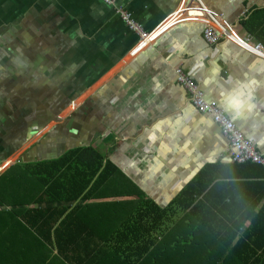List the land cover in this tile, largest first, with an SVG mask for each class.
Wrapping results in <instances>:
<instances>
[{"label":"crops","instance_id":"crops-1","mask_svg":"<svg viewBox=\"0 0 264 264\" xmlns=\"http://www.w3.org/2000/svg\"><path fill=\"white\" fill-rule=\"evenodd\" d=\"M113 1L0 0V264H264V166L174 73L264 155V59L208 44L188 0ZM201 1L264 50V0Z\"/></svg>","mask_w":264,"mask_h":264},{"label":"built area","instance_id":"built-area-1","mask_svg":"<svg viewBox=\"0 0 264 264\" xmlns=\"http://www.w3.org/2000/svg\"><path fill=\"white\" fill-rule=\"evenodd\" d=\"M107 4H114L113 0H105ZM190 11L203 13L209 24L205 28L204 38L211 46H215L219 40H229L240 48L255 55L258 58L264 59V50L259 45H251V39L247 38L245 42H239L233 36L232 27L225 21L221 20L219 16L208 10L201 0H190ZM122 20L127 25L128 29L140 37L144 44H149L151 41V34L143 31V28L138 25L132 16L124 11H118ZM177 84L186 93L187 99L201 114L209 116L215 125L218 127L220 134L227 141V148L225 152L231 162L234 163H253L264 166V155L260 154L254 143L246 139L236 125L228 118L225 112L218 108L214 102H209L205 98L199 85L193 83L185 75V73L176 68L174 70Z\"/></svg>","mask_w":264,"mask_h":264},{"label":"trees","instance_id":"trees-1","mask_svg":"<svg viewBox=\"0 0 264 264\" xmlns=\"http://www.w3.org/2000/svg\"><path fill=\"white\" fill-rule=\"evenodd\" d=\"M101 167H102V163H101V161H99V163H98V165L95 167V169H94V173H93V176L95 175V174H97L100 170H101ZM85 186L86 185H83L82 187H77L78 188V190L77 189H74V188H69V187H63V193L64 194H67V198L69 199V201H71V200H74V199H77L81 194H82V189L83 188H85ZM23 221H25L26 222V219H20L19 220V224H20V226L21 227H23ZM253 225V224H252ZM253 227H254V225L251 227V229L250 230H247L245 233H244V235H243V239L242 240H248L247 239V236H248V234H250L251 232H253L254 234L256 233V231H254L253 230Z\"/></svg>","mask_w":264,"mask_h":264},{"label":"clouds","instance_id":"clouds-1","mask_svg":"<svg viewBox=\"0 0 264 264\" xmlns=\"http://www.w3.org/2000/svg\"><path fill=\"white\" fill-rule=\"evenodd\" d=\"M230 103H232V104L238 106V105L241 104V101H240L239 99H237V98H233V99L230 101Z\"/></svg>","mask_w":264,"mask_h":264},{"label":"water","instance_id":"water-1","mask_svg":"<svg viewBox=\"0 0 264 264\" xmlns=\"http://www.w3.org/2000/svg\"><path fill=\"white\" fill-rule=\"evenodd\" d=\"M188 1H190V0H188Z\"/></svg>","mask_w":264,"mask_h":264},{"label":"bare ground","instance_id":"bare-ground-1","mask_svg":"<svg viewBox=\"0 0 264 264\" xmlns=\"http://www.w3.org/2000/svg\"><path fill=\"white\" fill-rule=\"evenodd\" d=\"M206 97V96H205Z\"/></svg>","mask_w":264,"mask_h":264}]
</instances>
